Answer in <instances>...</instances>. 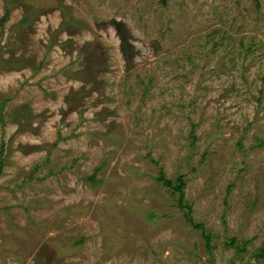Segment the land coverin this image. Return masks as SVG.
<instances>
[{
    "label": "rangeland",
    "instance_id": "1",
    "mask_svg": "<svg viewBox=\"0 0 264 264\" xmlns=\"http://www.w3.org/2000/svg\"><path fill=\"white\" fill-rule=\"evenodd\" d=\"M0 166V264H264V0H0Z\"/></svg>",
    "mask_w": 264,
    "mask_h": 264
},
{
    "label": "trees",
    "instance_id": "2",
    "mask_svg": "<svg viewBox=\"0 0 264 264\" xmlns=\"http://www.w3.org/2000/svg\"><path fill=\"white\" fill-rule=\"evenodd\" d=\"M7 18L8 16H6L2 22L5 23L7 21ZM2 167L0 166V171H1ZM159 181L163 182L165 184V186H167L168 188H170L171 190H176V191H180L181 190V187L184 185V181L182 179V177H180V179H178L177 183L170 180V179H167L164 175V173H161V176L159 177ZM179 204L181 206L184 205V201H183V197L181 196L180 198V202ZM188 210L190 211V208H188ZM187 218H188V221L189 222H192L193 219L191 217V214H187ZM198 225V224H197ZM199 227V226H198ZM84 240L83 239H80L75 245L76 246H79L80 244H82ZM258 256H261V257H264V250H262V253L259 254Z\"/></svg>",
    "mask_w": 264,
    "mask_h": 264
}]
</instances>
